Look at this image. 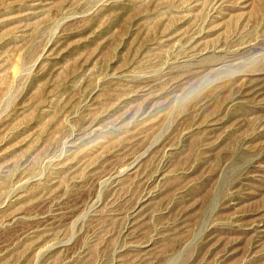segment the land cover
<instances>
[{
	"label": "rangeland",
	"instance_id": "374dc122",
	"mask_svg": "<svg viewBox=\"0 0 264 264\" xmlns=\"http://www.w3.org/2000/svg\"><path fill=\"white\" fill-rule=\"evenodd\" d=\"M0 264H264V0H0Z\"/></svg>",
	"mask_w": 264,
	"mask_h": 264
}]
</instances>
